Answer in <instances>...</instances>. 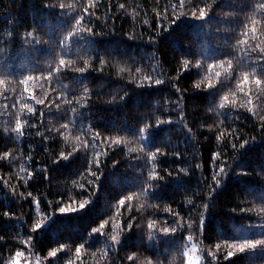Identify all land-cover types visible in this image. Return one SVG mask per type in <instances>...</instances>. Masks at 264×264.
<instances>
[{"label": "snow or ice", "instance_id": "6c2138e0", "mask_svg": "<svg viewBox=\"0 0 264 264\" xmlns=\"http://www.w3.org/2000/svg\"><path fill=\"white\" fill-rule=\"evenodd\" d=\"M102 3L111 12V0H40L46 13L30 24L9 14L8 28L0 30V97L12 101L0 104V169L9 170L0 175V247L6 237L23 246L9 248L8 257L0 253V264H33V257L34 264H89V258L93 264H264V183L253 179L264 181V0H155L151 22L142 6L129 12L118 3L149 33H126L151 49L138 56L123 41L97 48L104 33L94 20ZM105 15L107 24L112 17ZM165 41L176 54L175 75L160 70L157 53ZM193 100L207 108L189 120ZM118 110L130 115L101 123ZM166 128L182 135L183 152L161 139ZM198 135L215 141L207 161L200 159ZM29 140L42 149V161L35 160L36 147L23 149ZM118 150L134 176L106 192L122 162L114 159ZM169 159L175 167L165 166ZM64 174L71 187L65 182L61 192L53 181ZM233 178L231 212L252 222L216 231L211 214ZM41 185L46 192L38 191ZM178 188L189 206L184 214L169 202ZM24 203L31 206L27 213ZM75 221L83 223L73 231ZM57 225L69 234L57 235Z\"/></svg>", "mask_w": 264, "mask_h": 264}, {"label": "trees", "instance_id": "16d2710c", "mask_svg": "<svg viewBox=\"0 0 264 264\" xmlns=\"http://www.w3.org/2000/svg\"><path fill=\"white\" fill-rule=\"evenodd\" d=\"M106 3V0H104ZM111 3L113 5L111 12H108L107 8L104 6V3L101 4V7L97 10V15L100 17L98 21L94 22L98 25L97 31H103V35L97 37V40L101 41L100 44L97 45L98 49H103L104 47H111L112 44L116 41H123L124 46H126L128 50V54L138 56L141 52H150L151 49L147 48L145 45V42L143 40H134L129 41L127 40L126 33L135 30L136 33L144 32V35L147 36L149 33L146 31V26L143 25L142 19L137 18L136 20H133L130 18L126 13L122 11H118L116 8V5L118 3H125L126 7L128 8L129 12H131L133 9L137 7V5L142 6L143 8L148 10V15L143 16V19L149 20L151 22L152 20V13L151 8L155 6V0H111ZM161 3H164V0H161ZM47 10L42 9L40 7V0H0V30L7 29L8 28V19L9 14L12 15L14 19H19L25 24H30L33 20V17L39 18L42 14L46 13ZM110 17H112V20H110L107 24L105 23L106 14ZM53 22H55L54 17H50ZM113 21H114V28H115V35L112 34V28H113ZM40 23H43V21H39ZM5 33L0 31V38H4ZM213 44H219V38L213 37L212 38ZM185 45L187 46L188 38L186 37L184 40ZM16 49H13V64L16 69H19V58L15 56ZM43 53V50H42ZM158 56L161 58V66L160 70L164 72H168L172 75H175V73L172 71L173 68L176 66V54L175 52L168 47L167 42H163L159 45V51ZM147 67V65H145ZM25 74H28L25 70ZM71 75V74H70ZM112 75L114 76L115 73L113 72ZM69 88L73 86L72 81L69 79H64L63 81ZM182 87L189 88L191 87V82L187 79L181 80ZM39 86L37 85V88ZM115 87V86H114ZM167 95V93H165ZM188 95H199V93L193 94L192 92H189ZM11 99L9 101H4L2 97H0V104L3 103H11ZM103 107V105H100ZM37 108H41L42 106L35 105ZM207 108V103L202 102L200 100H193L189 101V114L188 119L192 120V112L198 111L201 115L204 114ZM130 113L128 110H118L115 112L108 113L104 120L101 121V123L107 122L108 124H111L112 122H118L123 121L128 118ZM175 118V117H174ZM215 120L216 118L213 117ZM55 123V122H54ZM247 121H244L245 129L247 130ZM50 126V125H49ZM3 128V118H0V132H2ZM101 131H103V128H101ZM205 134L211 136L212 134L207 133L205 130ZM161 139L168 140L173 144H179V150L184 151V142L182 135L175 131L174 129L169 130L165 129V132L161 134ZM198 139L201 141L200 145L198 146V151L200 153H203V156L200 157V159H203L207 161L208 156L210 155L208 149L212 148L215 150V141L213 140V143L209 145L206 141H204L203 136L198 135ZM4 142L3 138H0V145H2ZM29 146L36 147L35 152V160L36 161H42L44 159L43 151L40 147H37L35 144H32V142L29 140L26 143L23 144V149L26 151ZM134 145H129V147ZM8 147L10 149L15 150V144L9 143ZM193 152V149L189 148L188 152L186 153L187 158L189 160L192 159L191 153ZM114 159L121 160V164L118 166L116 170H114L113 177L110 178V181L105 182L104 188L106 192H117L119 191L118 183L122 182L125 178L128 180L133 179L134 174L132 173L131 169L127 167V164L122 159V154L118 150L117 153L114 156ZM246 159H249L255 164L256 157L250 156L246 157ZM198 162V161H197ZM171 165L172 167H175V165H172L171 159L168 161V165ZM205 167L207 168V163L205 164ZM8 169H0V175H4L8 172ZM12 171H18V169H13ZM207 175L208 173L205 172ZM199 177V173H197L195 176L192 177L193 183L191 187H196V180ZM71 177H68L67 174H64L63 176H60L58 180H54L53 184H60V191H65V182H67V186L71 187ZM111 179H115L117 183H112ZM253 179L264 183V181L260 180V177L253 176ZM15 182V181H13ZM56 189L54 188L53 191ZM40 192H46L47 186L41 185L38 189ZM184 189L178 188L174 191H170L171 200H169L170 203L173 204L174 208H179L182 211V214L186 213L187 208L189 207L187 204V200L185 196L183 195ZM54 197L49 196V199H53ZM58 198V197H57ZM236 182L235 178H233V182L229 183L228 188L225 190L224 193H222L218 199L216 204L215 211L211 214V227L214 228L216 231H231L233 226H239L240 224H247L252 221H249L247 219H240L238 217H234L233 213L231 212V208L235 206L236 202ZM167 199V197H166ZM240 199H244L243 197H240ZM0 201H2V195H0ZM11 203H14V201H10ZM101 205H103V200H101ZM183 205V207H181ZM30 205L28 203H24L23 205V211L28 212L30 209ZM152 210L149 209V212ZM161 217L164 216V214L161 212L159 213ZM255 219V217L253 218ZM83 222L81 221H75L73 222L72 230L81 227ZM56 233L57 235H63L67 236L69 234V230L65 228L64 225H57L56 226ZM3 243V242H0ZM207 243V241H206ZM43 244L46 246L48 244L47 240H44ZM23 246L20 245L15 239L11 237H6V244L4 247H0V253L3 254V257L9 256L8 249L10 248L13 252L19 248H22ZM40 246H38L39 249ZM40 255L46 256V251L40 252ZM62 264V261L60 262ZM89 264H93V261L91 258H89ZM239 264H247L246 259H242L239 261Z\"/></svg>", "mask_w": 264, "mask_h": 264}, {"label": "rangeland", "instance_id": "374dc122", "mask_svg": "<svg viewBox=\"0 0 264 264\" xmlns=\"http://www.w3.org/2000/svg\"><path fill=\"white\" fill-rule=\"evenodd\" d=\"M34 262H35V257H33V264H34Z\"/></svg>", "mask_w": 264, "mask_h": 264}]
</instances>
